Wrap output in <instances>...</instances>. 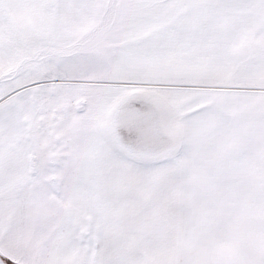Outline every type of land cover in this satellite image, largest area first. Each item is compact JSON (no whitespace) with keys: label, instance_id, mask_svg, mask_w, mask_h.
<instances>
[{"label":"snow or ice","instance_id":"1","mask_svg":"<svg viewBox=\"0 0 264 264\" xmlns=\"http://www.w3.org/2000/svg\"><path fill=\"white\" fill-rule=\"evenodd\" d=\"M0 264H264V0H0Z\"/></svg>","mask_w":264,"mask_h":264}]
</instances>
